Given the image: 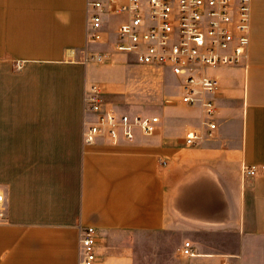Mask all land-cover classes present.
I'll return each instance as SVG.
<instances>
[{"label":"crops","instance_id":"0c3cea01","mask_svg":"<svg viewBox=\"0 0 264 264\" xmlns=\"http://www.w3.org/2000/svg\"><path fill=\"white\" fill-rule=\"evenodd\" d=\"M88 1L0 0V264H79L89 226L99 232L97 264H264V0H250L246 59L206 71L220 82L208 95L217 103L212 137L201 103L181 102L170 71L171 100L160 87L137 109L101 76L104 63L85 61L104 50L86 39ZM120 21L110 33L103 16L113 48ZM11 57L22 60L21 71ZM91 85L119 113L159 106L161 115H144L161 117L157 131L85 145ZM190 131L203 134L193 147ZM244 165L258 175L244 177ZM186 242L194 255H183Z\"/></svg>","mask_w":264,"mask_h":264},{"label":"built area","instance_id":"2783aa9c","mask_svg":"<svg viewBox=\"0 0 264 264\" xmlns=\"http://www.w3.org/2000/svg\"><path fill=\"white\" fill-rule=\"evenodd\" d=\"M124 17L117 26L114 49L134 57L135 63L168 70L181 81V102L201 103L206 135L217 129L216 104L208 95L220 88L217 78L206 71L225 65H238L248 54L250 44V0H89L86 39L88 43L104 41V13ZM108 53L91 52L85 61L104 63ZM17 69L23 68L18 62ZM104 90L91 85L84 92L83 143L94 145L106 139L113 145L132 142L137 130L153 135L160 124L158 115L132 116L110 110ZM201 132L190 131L186 145L193 147L202 140ZM242 175H258L256 166L242 167ZM5 194L0 187V223L6 221ZM99 232L85 227L80 237L79 264H97ZM183 255L192 256L191 242H186Z\"/></svg>","mask_w":264,"mask_h":264},{"label":"rangeland","instance_id":"374dc122","mask_svg":"<svg viewBox=\"0 0 264 264\" xmlns=\"http://www.w3.org/2000/svg\"><path fill=\"white\" fill-rule=\"evenodd\" d=\"M105 21L108 22L107 30L112 32V29L115 26V23L119 20H122L124 17L117 14H109L104 13ZM113 38V34H111V39ZM109 41H103L100 43H93L92 45H103L104 50H98L96 48L93 50L94 52H101V53H108L109 59L104 62L103 71L101 76L104 77L105 80L116 83L123 89L124 97L126 100L130 101L131 104L137 108V104L140 105L141 101H147V99L152 97V94L156 95L158 88L162 87L167 92L165 95L168 96L172 95L173 93L177 92L175 85L172 84L173 79L169 78L168 70H160L156 69L154 72L151 71H144L137 69L134 65H128L127 62L135 63L134 57L128 55L129 57L124 60L119 58L115 53H118L112 44H106ZM112 42V41H111ZM115 50V51H114ZM13 68L15 71L19 72L22 70L17 69L16 64L20 62L22 64V60H18V58L11 57ZM159 108L156 104H146L145 110L148 114H159L161 115V111H155V109ZM138 109V108H137ZM145 112V113H146ZM145 113H140V115L144 116Z\"/></svg>","mask_w":264,"mask_h":264}]
</instances>
